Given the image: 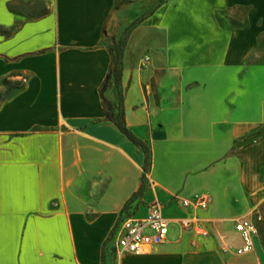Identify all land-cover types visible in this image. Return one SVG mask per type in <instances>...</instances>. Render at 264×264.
Wrapping results in <instances>:
<instances>
[{
    "label": "crops",
    "instance_id": "crops-1",
    "mask_svg": "<svg viewBox=\"0 0 264 264\" xmlns=\"http://www.w3.org/2000/svg\"><path fill=\"white\" fill-rule=\"evenodd\" d=\"M18 1L0 0V79L26 76L0 105L4 259L264 264V65L249 63L264 37V0H43L51 12L38 19L8 8ZM242 8L239 27L213 23ZM119 15L127 26L140 20L123 43L121 89L126 126L151 154L132 200L145 155L105 118L100 93ZM174 33L193 34L181 56L185 37ZM211 34L222 48L206 47ZM104 96L117 103L112 80ZM199 192L207 209L182 205ZM153 203L174 233L146 254L117 255L120 221L146 217ZM186 218L208 235L182 227ZM238 219L258 230L242 255Z\"/></svg>",
    "mask_w": 264,
    "mask_h": 264
},
{
    "label": "built area",
    "instance_id": "built-area-1",
    "mask_svg": "<svg viewBox=\"0 0 264 264\" xmlns=\"http://www.w3.org/2000/svg\"><path fill=\"white\" fill-rule=\"evenodd\" d=\"M184 207L192 206L205 210L210 204L208 193L199 192L190 198H182ZM186 230H195L201 236H207L208 231L197 222L196 218H186L181 222ZM169 221L163 216L159 203H153L144 218L126 217L122 219L115 231V247L117 255H143L153 247L165 242L168 234ZM240 233L243 244L236 253L242 255L253 250L254 236L258 233L255 223L248 219H238L235 225ZM228 250V248H226Z\"/></svg>",
    "mask_w": 264,
    "mask_h": 264
},
{
    "label": "rangeland",
    "instance_id": "rangeland-1",
    "mask_svg": "<svg viewBox=\"0 0 264 264\" xmlns=\"http://www.w3.org/2000/svg\"><path fill=\"white\" fill-rule=\"evenodd\" d=\"M24 2L21 4H18L15 6V9L18 12H21L22 14H26L27 16L34 15L36 12H39L42 9V6L36 4L37 2L35 0H31L32 2H28V0H23ZM142 15L139 16L141 18L147 17L151 10L147 9L146 5H142ZM246 10L245 9H231L226 10L223 15H220L219 17H216L213 19L214 24H218L221 27H224L225 30H231L235 27H239L240 25L244 24L245 22V16ZM25 18H22L20 21L24 20ZM140 19V18H139ZM138 18L133 21L130 25H126L122 22V15L114 17L113 23H116V33L109 37V47L113 48L114 50H121L123 48V43L127 39L126 35L133 29V26L137 25ZM168 33H161L157 36L159 37V40H161L162 45L166 41L168 37ZM174 36H181L185 37V39L181 40L180 42L177 40V46L175 48L176 55L181 56V51H184L186 47L192 46L193 41H191L190 36H193V34H178L174 33ZM218 34H211L210 35V43L206 45V47H209V49L215 48L220 46L223 47V43H220V45L215 41ZM110 41H113V43H110ZM147 60H149L148 55L145 57L144 61H142V65H144V62L146 63ZM250 64H260L264 65V37L259 42V47L255 54L251 57L249 60ZM26 76H22V78H16V79H8V78H1L0 79V105L3 103H6L9 101L13 95L16 94L19 87H22L24 85V79ZM107 90V88H106ZM170 229V231H169ZM169 235L171 236L174 233V227L168 228ZM108 248V247H107Z\"/></svg>",
    "mask_w": 264,
    "mask_h": 264
},
{
    "label": "trees",
    "instance_id": "trees-1",
    "mask_svg": "<svg viewBox=\"0 0 264 264\" xmlns=\"http://www.w3.org/2000/svg\"><path fill=\"white\" fill-rule=\"evenodd\" d=\"M40 6H42V9L39 12H36L34 15L29 16V19H38L41 17H44L48 15L51 11L48 5L43 1V0H35ZM32 2V1H30ZM21 4L20 1L17 2V4ZM8 8L11 11H14V3L10 2L8 4ZM19 25L16 24L15 28L18 27ZM1 27H0V32H1ZM112 55V67L109 73L107 74L103 85L100 89L101 93V98H102V106L105 112V118L108 121L113 122L118 130L133 144L139 146L142 151L144 152L145 155V161L143 165V176H142V181H141V186L139 190L132 196L131 200L134 199L135 197L140 196L144 189H145V175L146 172L148 171L150 167V162H151V154L149 151V147L136 138L133 133L127 128L126 123H125V118H124V105H123V98H122V89H121V50H114L113 48L109 49ZM114 83L116 89H117V103L113 104L109 100H107L104 96V92L106 88L108 87L109 83L111 82ZM104 260V256H103Z\"/></svg>",
    "mask_w": 264,
    "mask_h": 264
},
{
    "label": "snow or ice",
    "instance_id": "snow-or-ice-1",
    "mask_svg": "<svg viewBox=\"0 0 264 264\" xmlns=\"http://www.w3.org/2000/svg\"><path fill=\"white\" fill-rule=\"evenodd\" d=\"M2 171V170H0ZM3 211L2 205V179H0V213ZM0 264H32L30 261H6L4 259V235H3V216L0 214Z\"/></svg>",
    "mask_w": 264,
    "mask_h": 264
},
{
    "label": "clouds",
    "instance_id": "clouds-1",
    "mask_svg": "<svg viewBox=\"0 0 264 264\" xmlns=\"http://www.w3.org/2000/svg\"><path fill=\"white\" fill-rule=\"evenodd\" d=\"M157 27H159V25Z\"/></svg>",
    "mask_w": 264,
    "mask_h": 264
}]
</instances>
